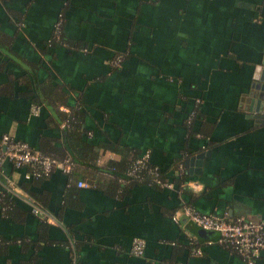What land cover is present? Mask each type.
I'll use <instances>...</instances> for the list:
<instances>
[{"label": "crops", "instance_id": "1", "mask_svg": "<svg viewBox=\"0 0 264 264\" xmlns=\"http://www.w3.org/2000/svg\"><path fill=\"white\" fill-rule=\"evenodd\" d=\"M263 71L264 0H0V138L73 161L0 165V264H246L172 215L264 217ZM147 151L171 188L127 175Z\"/></svg>", "mask_w": 264, "mask_h": 264}, {"label": "built area", "instance_id": "2", "mask_svg": "<svg viewBox=\"0 0 264 264\" xmlns=\"http://www.w3.org/2000/svg\"><path fill=\"white\" fill-rule=\"evenodd\" d=\"M55 38L61 40L60 23L55 25ZM68 45V44H67ZM123 56L114 57L109 64L116 69L121 66ZM38 107L33 108V113ZM195 111H192L188 120L192 121ZM9 161L16 169L29 166L31 171L27 177L41 178L51 174L54 169L69 173L73 167V161L67 157L58 159L51 155L31 149L24 141L15 139L10 134H3L0 138V165ZM143 173L150 176V181L162 188H171L172 183L160 175L157 166L149 165L148 151L136 158L133 165L127 170V175L133 178H142ZM78 187L89 188L90 183L78 180ZM36 212V210H35ZM180 216L194 223L203 230L214 231L218 234L217 242L237 253L246 264H253L254 260L264 250V217L253 220L242 216L234 219H225L209 213H203L190 205H182L172 215V220L178 223ZM194 254H200L201 249L196 245L194 239H190ZM145 248V240L134 237L130 252L134 256H142Z\"/></svg>", "mask_w": 264, "mask_h": 264}, {"label": "trees", "instance_id": "3", "mask_svg": "<svg viewBox=\"0 0 264 264\" xmlns=\"http://www.w3.org/2000/svg\"><path fill=\"white\" fill-rule=\"evenodd\" d=\"M15 17H17V23H19V22H21L20 21V16H15ZM60 36H61V38L64 40V38H63V35L62 34H60ZM49 40H50V42L52 43L53 41H55V38H54V36L52 35L50 38H49ZM66 42V41H65ZM67 44H68V42H66ZM195 111V110H194ZM196 112V111H195ZM62 119H64V121L66 122V124H65V129L67 130V132L69 131V132H75V133H77V134H79L81 131L79 130V124L77 123L79 120H81L82 119V117H81V115L80 114H78V113H76L75 111L73 112H71V114H69V115H64L63 116V118ZM75 130V131H74ZM68 135H70L69 133H67V135H66V137H68ZM75 137V136H74ZM48 154V153H47ZM51 155H53V157H56V158H58V159H62V158H64V157H66V155H65V153H59V154H57V155H55V154H51ZM136 159V158H135ZM135 161V160H134ZM133 161V162H134ZM133 162H132V164L129 166V168L133 165ZM149 165H151L152 166V164L151 163H149ZM114 169H115V167L114 166H112ZM160 175L163 177V172H162V170L160 169ZM143 177L145 178V181H150V176L148 175V174H146V173H143ZM1 188H0V199H1V201H0V205L1 204H4V203H8L9 201H3L4 199H5V197L4 196H2V194H1Z\"/></svg>", "mask_w": 264, "mask_h": 264}, {"label": "water", "instance_id": "4", "mask_svg": "<svg viewBox=\"0 0 264 264\" xmlns=\"http://www.w3.org/2000/svg\"><path fill=\"white\" fill-rule=\"evenodd\" d=\"M255 90L251 93L253 96L251 107L254 111L259 114H263L264 117V71L263 75L259 78V81L256 84H253Z\"/></svg>", "mask_w": 264, "mask_h": 264}, {"label": "rangeland", "instance_id": "5", "mask_svg": "<svg viewBox=\"0 0 264 264\" xmlns=\"http://www.w3.org/2000/svg\"><path fill=\"white\" fill-rule=\"evenodd\" d=\"M122 62H123V59H122ZM122 62H121V64H122Z\"/></svg>", "mask_w": 264, "mask_h": 264}]
</instances>
